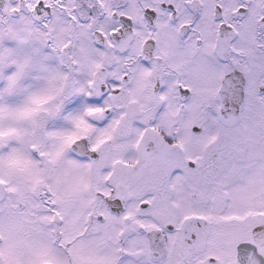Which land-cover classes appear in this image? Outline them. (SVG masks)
<instances>
[{"label": "snow or ice", "instance_id": "snow-or-ice-1", "mask_svg": "<svg viewBox=\"0 0 264 264\" xmlns=\"http://www.w3.org/2000/svg\"><path fill=\"white\" fill-rule=\"evenodd\" d=\"M0 264H264V0H0Z\"/></svg>", "mask_w": 264, "mask_h": 264}]
</instances>
